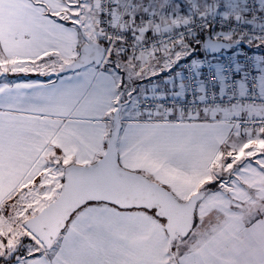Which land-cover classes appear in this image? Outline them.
<instances>
[{
    "label": "snow or ice",
    "instance_id": "1",
    "mask_svg": "<svg viewBox=\"0 0 264 264\" xmlns=\"http://www.w3.org/2000/svg\"><path fill=\"white\" fill-rule=\"evenodd\" d=\"M0 264H264V0H0Z\"/></svg>",
    "mask_w": 264,
    "mask_h": 264
},
{
    "label": "built area",
    "instance_id": "2",
    "mask_svg": "<svg viewBox=\"0 0 264 264\" xmlns=\"http://www.w3.org/2000/svg\"><path fill=\"white\" fill-rule=\"evenodd\" d=\"M225 59H229V58H231V56H230V54H225V57H224Z\"/></svg>",
    "mask_w": 264,
    "mask_h": 264
},
{
    "label": "crops",
    "instance_id": "3",
    "mask_svg": "<svg viewBox=\"0 0 264 264\" xmlns=\"http://www.w3.org/2000/svg\"><path fill=\"white\" fill-rule=\"evenodd\" d=\"M37 77H35V76H31V77H28V79H36Z\"/></svg>",
    "mask_w": 264,
    "mask_h": 264
}]
</instances>
